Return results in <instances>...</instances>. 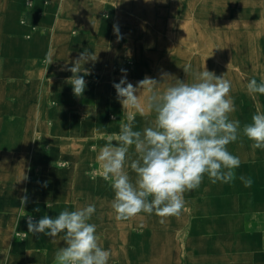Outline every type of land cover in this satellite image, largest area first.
Segmentation results:
<instances>
[{
	"label": "crops",
	"instance_id": "1",
	"mask_svg": "<svg viewBox=\"0 0 264 264\" xmlns=\"http://www.w3.org/2000/svg\"><path fill=\"white\" fill-rule=\"evenodd\" d=\"M186 7L187 0H0L2 90L19 108L12 120L20 125V142L22 125H40L37 130L44 132L41 162L27 169L44 173L19 180L18 204L26 195L25 210L39 219L95 204L89 222L97 226L99 244L111 252L108 264H264V150L253 151L247 138L228 145L241 159L234 182L213 184L205 176L198 189L184 194L182 213L164 223L145 213L116 221L110 207L114 193L100 175L96 155L120 124L131 116L134 130H142L154 119L147 110H124L113 84L125 76L134 86L146 76L163 82V73L192 82L183 70L186 52L168 30L179 34L181 20L155 16L175 8L184 13ZM190 12L191 67L202 71L205 64L232 82L231 118L243 127L264 111V95L246 89L252 78H264V0H194ZM145 27L162 28L157 34L162 37L148 46L140 43L143 33L137 29ZM85 49L97 58L83 63L89 74L79 75L86 88L75 96L66 69ZM137 95L143 102L148 93ZM241 175L252 178L251 187H244ZM12 198L0 197V203L12 204ZM12 218L0 213V221ZM19 226L28 237L8 240L5 264H56L55 252L64 242Z\"/></svg>",
	"mask_w": 264,
	"mask_h": 264
},
{
	"label": "clouds",
	"instance_id": "2",
	"mask_svg": "<svg viewBox=\"0 0 264 264\" xmlns=\"http://www.w3.org/2000/svg\"><path fill=\"white\" fill-rule=\"evenodd\" d=\"M114 34L118 40L122 38L117 26ZM48 55L50 65L52 54ZM96 58L85 49L66 69L72 73L67 83L75 96H81L86 88L84 75L89 72L82 68L83 63ZM183 70L187 76L191 74L192 82L163 73V82L146 76L134 86L125 76L113 84L124 110L154 114L150 125L142 130H134L129 116L96 155L100 175L114 193L110 207L118 222L145 213L155 214L164 223L182 213L184 194L198 189L205 176L213 184L233 183L241 159L228 150V145L241 136L251 142L253 151L264 150V111H256L251 122L241 127L238 119L231 118L236 106L230 95V80L206 67L201 71L185 65ZM82 71L84 75H79ZM246 89L249 95H264V78L259 82L252 78ZM141 90L148 93L143 102L137 95ZM128 169L135 174L134 180ZM239 180L246 188L253 184L251 177L241 175ZM27 202L26 195L21 197L23 206ZM95 212V204H87L72 211L64 209L54 218L44 215L37 221L28 216L27 232L43 234L53 242L59 237L64 242L65 246L55 252L56 264H108L111 252L99 244L97 226L89 222Z\"/></svg>",
	"mask_w": 264,
	"mask_h": 264
},
{
	"label": "rangeland",
	"instance_id": "3",
	"mask_svg": "<svg viewBox=\"0 0 264 264\" xmlns=\"http://www.w3.org/2000/svg\"><path fill=\"white\" fill-rule=\"evenodd\" d=\"M193 2L194 0H187V7L184 13L178 10L175 11L177 7L171 12L155 13L156 19L170 15L169 17L172 20L176 19L177 23L178 19L181 20L179 34L178 32L175 33L174 29L168 30L172 31V33H169L171 37L175 36L177 42L182 44V48L186 52L182 55V62L186 65H191L190 62L193 59L194 48L192 47L189 21ZM137 30L138 34L143 33L140 35V43L148 46L150 43L158 41L159 37H162V33L159 36L157 34L163 29L145 27ZM172 42L174 41L172 40ZM179 49L180 47L177 48V50ZM204 67H206L205 64ZM207 69L211 71L209 66ZM4 82H6L4 77L0 76V197L8 198L10 195L14 198H12V204L6 202L0 203V213L4 217L5 215L6 217L9 215L13 216L10 220L0 221V223L6 224L4 227L0 225V264H5L8 261L5 258L6 253L4 251L8 240H11V243L24 242L25 238L28 237L26 231L22 230L19 224L25 223L27 225L28 216H31L34 220H39V217L30 211L29 208L25 210L23 205L18 204L19 180L24 182L32 178H40L44 173L39 170H27L29 167L36 166L37 163L41 162V153L44 151V145H42L40 135L44 134V132L42 133V130H37V127L40 128V125H22L23 140L20 142V125L14 123L12 120V117L19 114V108L16 105V99H9L8 93L3 92L2 85ZM25 177L26 179H24ZM4 183H6V187Z\"/></svg>",
	"mask_w": 264,
	"mask_h": 264
}]
</instances>
